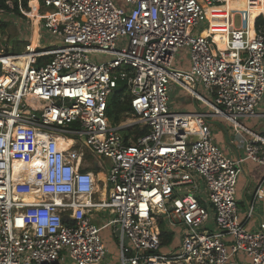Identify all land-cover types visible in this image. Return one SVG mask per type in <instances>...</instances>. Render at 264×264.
<instances>
[{
    "label": "built area",
    "instance_id": "1",
    "mask_svg": "<svg viewBox=\"0 0 264 264\" xmlns=\"http://www.w3.org/2000/svg\"><path fill=\"white\" fill-rule=\"evenodd\" d=\"M120 1L37 0L50 45H27L22 70L0 63V264H110L104 229L114 264H264V221L248 227L254 200L243 219L236 199L242 162L264 165V133L239 121L264 118V24L250 39L233 30L221 53L202 32L205 6L224 0ZM118 81L132 113L113 123ZM170 84L210 111L171 110ZM210 115L243 157L215 143ZM137 125L147 132L125 138ZM161 222L176 238L164 251Z\"/></svg>",
    "mask_w": 264,
    "mask_h": 264
},
{
    "label": "rangeland",
    "instance_id": "2",
    "mask_svg": "<svg viewBox=\"0 0 264 264\" xmlns=\"http://www.w3.org/2000/svg\"><path fill=\"white\" fill-rule=\"evenodd\" d=\"M117 4H120V0H114ZM242 1V0H239ZM245 2V0H243ZM8 3L11 5V1L8 0ZM28 7L29 9H23L21 12L24 15V18H22L20 15L15 14L11 11H4L0 12V49H3L5 53H19L21 54L24 52L26 49L27 45H30L32 47H39L37 49L42 50L46 49L50 45V40L46 37L44 34V31H41L43 33L42 37L40 38V23H39V32L34 29H37L36 25L34 23L32 24V19L30 17V6H29V0H28ZM48 10L44 7H41L39 9V13H46ZM29 12V13H28ZM39 15L36 16V19L40 21ZM209 24V23H208ZM234 26L238 27L240 25V20L238 15L234 16ZM255 24V20H254ZM206 26V23L201 24L200 29L204 28ZM242 34H244L245 37H247L250 33H252L251 30L245 29L243 26L240 28ZM202 34H209L208 31V26L207 29L202 32ZM215 36H224L222 35H217ZM188 56V51L187 48H180L177 52V56L174 62L175 66H180L182 68H187L185 65H181V61L184 59H187ZM189 63V62H188ZM170 107L171 110L173 111H204V112H209L210 109L207 106H202V104L194 99L190 98L187 96L185 93L183 94L181 91L178 89V86L174 84H170ZM200 92H203L200 90ZM257 111L262 112L263 111V105L257 108ZM124 118V117H123ZM123 118L121 120H123ZM208 122L210 124V128L212 131V135L214 138L215 143H217L223 150L226 151L225 148L222 146L224 145L226 148L229 150V154H234L233 146L232 144H227L226 145V138L227 136L229 139H234L235 133L232 128V125L228 123L226 119H223L221 117H214L212 115L208 116ZM120 120V121H121ZM264 118L259 117V118H241L239 121L242 124H246L250 126L252 129H258V127H255L257 123L262 124ZM258 124V125H259ZM254 125V127H253ZM261 133H264V130L262 127H260ZM219 133V140L217 138V135ZM223 141V142H222ZM223 143V145L221 144ZM100 171V170H99ZM243 178H246L247 181V176L242 172ZM97 188L99 187V180L102 179V176H97ZM101 181V180H100ZM237 188L239 187V182L237 184ZM243 190V189H242ZM242 190L240 194H242ZM100 197H102L100 195ZM102 199V198H101ZM240 206V205H239ZM115 233L111 232L110 229H104L101 232V238L103 242L105 243L107 249H108V254L106 256L105 261H107L110 264H114L118 262V249L116 246V238L114 237ZM176 242V238L173 237L172 243ZM169 246H163L161 249L167 250L169 249Z\"/></svg>",
    "mask_w": 264,
    "mask_h": 264
},
{
    "label": "bare ground",
    "instance_id": "3",
    "mask_svg": "<svg viewBox=\"0 0 264 264\" xmlns=\"http://www.w3.org/2000/svg\"><path fill=\"white\" fill-rule=\"evenodd\" d=\"M30 11L32 7L36 8V16L40 13L38 12V3L37 0H29ZM207 9H211L213 12H219V18L212 17L211 19L208 18V31L209 34L212 35L213 40L215 41L219 51L221 53H225L231 50V40H232V31L240 28L243 26L245 29L251 30L247 37L243 36V39H250L255 35V27H254V20L261 14H264V0H256L251 2L250 0H245V2L239 0H224V3L219 5L213 6H205V13L207 15ZM29 11V12H30ZM28 12V13H29ZM238 15L240 20V25L238 27L234 26V16ZM243 21V23H241ZM224 34L225 37L222 36H215ZM206 35V34H204ZM30 47V45H29ZM35 48V47H34ZM30 47V49H34ZM233 53V51H232ZM227 59H232L231 56L226 57ZM26 59L25 57L20 55H3L0 53V63H2V69L4 71L15 69V70H22L24 68V63ZM31 165V164H30ZM15 166H21L26 168L27 165L21 164L20 162H15ZM97 176H102L101 181L105 180V173L102 170H98L94 173V181H95V191L99 192L102 196V199H105L107 196L106 185L101 186L99 183V187L97 188ZM99 180V182H100ZM34 198H29V200H33Z\"/></svg>",
    "mask_w": 264,
    "mask_h": 264
},
{
    "label": "crops",
    "instance_id": "4",
    "mask_svg": "<svg viewBox=\"0 0 264 264\" xmlns=\"http://www.w3.org/2000/svg\"><path fill=\"white\" fill-rule=\"evenodd\" d=\"M207 16L210 19L212 17L219 18V12H213L211 9H207ZM35 23H36V26L39 27V21H36ZM241 23H243V21H241ZM38 32L39 31H37V33ZM223 37H225V35ZM40 38H41V31H40ZM181 65L187 66L188 60L184 59L183 61H181ZM181 92L184 94L183 91ZM258 124L259 123H257L255 126V127H258V129H255V128L252 129L250 126L246 124L244 125L252 131L261 133V130L259 129L260 127L263 128V125L262 124L258 125ZM242 135L244 137L247 136L245 133H243ZM217 138L219 140V133L217 135ZM240 140H241V137L239 135H236L234 139H229L228 136L226 138V142H227L226 145L232 144L233 146L234 154L232 155L230 154L233 157H243L244 156V151H243V148L241 147ZM221 144L223 145V143ZM222 147L225 148L226 152L229 154L228 148H226L224 145ZM242 172L247 176V181H246V178H243L244 176H242ZM238 182H239V187L236 188V199H237V206L239 209V216L244 219L247 206L249 205V203H251L252 200H254V206H255L254 215L253 217L249 219V222L247 224L248 227H253L260 220L264 221V165L251 161V160L243 161L241 172L238 177ZM241 190H242V194H240ZM243 262L247 263L248 261L246 259H243Z\"/></svg>",
    "mask_w": 264,
    "mask_h": 264
},
{
    "label": "trees",
    "instance_id": "5",
    "mask_svg": "<svg viewBox=\"0 0 264 264\" xmlns=\"http://www.w3.org/2000/svg\"><path fill=\"white\" fill-rule=\"evenodd\" d=\"M10 1L12 2L11 5L8 3V0H0V10H1L0 12L11 11L24 18V15L21 12V10L29 9L28 0H10ZM30 17L32 19V24L34 23V25H36L35 22L38 21V19H36L35 7H32L30 11ZM260 24H264V19L262 16L256 19L255 26L258 27V25ZM36 28L37 29L34 30L39 31V27L37 26ZM45 59L47 58L45 57ZM184 93L187 96H189V94H187L186 92ZM130 113H132V108L130 106L129 97L126 94L125 83L123 81H118L117 87L115 88V91L108 102V107H107L108 118L111 122L118 123L123 117L129 115ZM146 132H147L146 127L140 128L137 125L134 128L124 132V136L125 138H128V136H133L135 140V138L138 135H142ZM160 240L162 245H168L173 241V233L172 231L167 230L164 222L160 223Z\"/></svg>",
    "mask_w": 264,
    "mask_h": 264
},
{
    "label": "water",
    "instance_id": "6",
    "mask_svg": "<svg viewBox=\"0 0 264 264\" xmlns=\"http://www.w3.org/2000/svg\"><path fill=\"white\" fill-rule=\"evenodd\" d=\"M170 209H172V208H170ZM63 218H64L65 220H67L69 217H68L67 215H64Z\"/></svg>",
    "mask_w": 264,
    "mask_h": 264
}]
</instances>
